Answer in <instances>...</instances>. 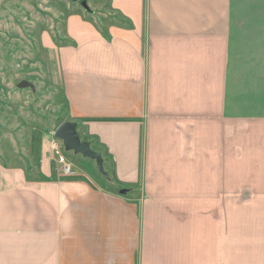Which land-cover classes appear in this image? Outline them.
<instances>
[{"label": "crops", "instance_id": "crops-1", "mask_svg": "<svg viewBox=\"0 0 264 264\" xmlns=\"http://www.w3.org/2000/svg\"><path fill=\"white\" fill-rule=\"evenodd\" d=\"M85 2L62 90L108 178L0 162V264H264V0Z\"/></svg>", "mask_w": 264, "mask_h": 264}, {"label": "rangeland", "instance_id": "rangeland-1", "mask_svg": "<svg viewBox=\"0 0 264 264\" xmlns=\"http://www.w3.org/2000/svg\"><path fill=\"white\" fill-rule=\"evenodd\" d=\"M82 3L85 0H0V162L32 166L67 121L59 49L70 42L68 18L83 14ZM21 81L33 90L18 88ZM63 155L66 161L75 158L64 150ZM90 164L102 179L93 161Z\"/></svg>", "mask_w": 264, "mask_h": 264}, {"label": "water", "instance_id": "water-1", "mask_svg": "<svg viewBox=\"0 0 264 264\" xmlns=\"http://www.w3.org/2000/svg\"><path fill=\"white\" fill-rule=\"evenodd\" d=\"M81 6L86 11H88V8L85 3H82ZM17 87L20 89L30 88L31 90H33L32 85L24 81H21L17 85ZM53 137L61 143L64 152H70L75 156H81L82 158L93 161L95 163L98 173L103 178H108L107 174L103 169L101 156L90 148V144L88 142L81 141L79 139L75 123L68 121L62 123L53 133ZM119 193L125 194V190H120Z\"/></svg>", "mask_w": 264, "mask_h": 264}, {"label": "built area", "instance_id": "built-area-1", "mask_svg": "<svg viewBox=\"0 0 264 264\" xmlns=\"http://www.w3.org/2000/svg\"><path fill=\"white\" fill-rule=\"evenodd\" d=\"M50 150L57 164L60 166V171L62 175L65 177H75L77 173L72 169V166L66 161L63 155V147L61 143L58 140L53 139Z\"/></svg>", "mask_w": 264, "mask_h": 264}]
</instances>
